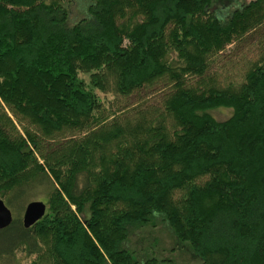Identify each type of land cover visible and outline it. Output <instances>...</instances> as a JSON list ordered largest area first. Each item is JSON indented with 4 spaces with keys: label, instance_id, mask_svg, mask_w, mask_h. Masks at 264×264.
Segmentation results:
<instances>
[{
    "label": "trees",
    "instance_id": "16d2710c",
    "mask_svg": "<svg viewBox=\"0 0 264 264\" xmlns=\"http://www.w3.org/2000/svg\"><path fill=\"white\" fill-rule=\"evenodd\" d=\"M38 186L0 264H174L131 250L148 223L200 264H264V0H0V199Z\"/></svg>",
    "mask_w": 264,
    "mask_h": 264
},
{
    "label": "rangeland",
    "instance_id": "374dc122",
    "mask_svg": "<svg viewBox=\"0 0 264 264\" xmlns=\"http://www.w3.org/2000/svg\"><path fill=\"white\" fill-rule=\"evenodd\" d=\"M248 1L250 0H244V2ZM235 59L237 60V58ZM235 59L231 57V62L229 63L228 69H231V72H233L235 76L240 77L241 74L245 71L246 65L242 61L235 64ZM219 63L220 59L217 63L218 66H216V64L213 66V71H215L216 68L220 66ZM218 71L221 70L219 69ZM146 94V92H141L140 94L133 96L131 102H137L139 98L143 99L139 100L137 103L143 102L146 99ZM99 96L105 106L107 105V102L111 100L110 95L99 94ZM145 101H147V99ZM211 113L216 120L223 121L228 118L231 111L229 109L222 108L214 110ZM47 193L48 189L44 187L38 186L32 188L31 193L29 194V197L31 198H29L28 200L25 199L26 203L24 202L25 205L23 206V210L27 202L29 203L31 201H38L45 203ZM19 205L22 206V202L17 205L18 208ZM23 210L19 213L12 211V213L14 214V216L19 215V218L22 220ZM130 245L131 250L136 253L135 255H138L136 256L137 258H156L158 260L168 259L171 260L174 264H200V260L192 255L191 251L188 248V245L176 242L170 229L162 223H148L145 228L137 231L130 238ZM14 264H29V259L26 258L22 253H17V262Z\"/></svg>",
    "mask_w": 264,
    "mask_h": 264
},
{
    "label": "water",
    "instance_id": "95a60500",
    "mask_svg": "<svg viewBox=\"0 0 264 264\" xmlns=\"http://www.w3.org/2000/svg\"><path fill=\"white\" fill-rule=\"evenodd\" d=\"M46 211V206L42 202L31 201L26 204L22 214V224L24 228H30L40 220ZM13 214L6 204L0 199V230L10 226Z\"/></svg>",
    "mask_w": 264,
    "mask_h": 264
}]
</instances>
